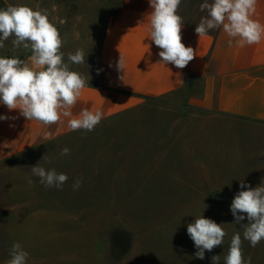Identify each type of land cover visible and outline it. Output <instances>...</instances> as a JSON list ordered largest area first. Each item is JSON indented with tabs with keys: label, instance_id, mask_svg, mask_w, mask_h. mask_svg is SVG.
<instances>
[{
	"label": "rangeland",
	"instance_id": "1",
	"mask_svg": "<svg viewBox=\"0 0 264 264\" xmlns=\"http://www.w3.org/2000/svg\"><path fill=\"white\" fill-rule=\"evenodd\" d=\"M9 1L45 10L51 20L54 8L65 16L66 4L74 0ZM203 2L182 0L178 14L185 24L196 27L207 15L200 10ZM142 114V120L102 125L0 164V264H7L17 242L29 253L27 264H213L212 256L224 264L237 232L244 259L264 264V240L252 247L243 238L246 214L237 224L230 210L241 181L255 187L264 183V171L241 175V126L218 125L238 138L225 141L224 156L213 144L207 148L204 138L195 139L192 154L193 132L204 134L216 126L210 114L164 100L151 102ZM165 144V152L138 154L141 147L164 151ZM65 147L70 152L61 156ZM131 147L136 148L127 154ZM38 163L68 175L62 190L40 184L30 169ZM77 178L83 183L74 191ZM9 211L20 221L14 224ZM200 215L222 224L227 233L203 260L195 257L187 233Z\"/></svg>",
	"mask_w": 264,
	"mask_h": 264
},
{
	"label": "crops",
	"instance_id": "2",
	"mask_svg": "<svg viewBox=\"0 0 264 264\" xmlns=\"http://www.w3.org/2000/svg\"><path fill=\"white\" fill-rule=\"evenodd\" d=\"M9 5H13L9 0H0V9ZM66 10L65 16L60 17L59 9L54 8L55 16L50 21L61 33L66 62L68 53L74 54L77 49L86 54V63L72 64L71 70L90 77L72 109L74 115L85 108L101 110L103 119L96 129L122 120H142L143 111L153 101L194 108L210 114V120H217V127L210 126L204 134L193 132L192 154L198 146L195 139L204 138L207 148L213 144L216 152L224 156L225 141L234 143L238 138L224 134L218 125L241 126L239 142L244 166L241 175L264 171V39L259 44L240 47L222 27L215 36L207 34L199 38L195 30L183 25L182 43L192 47L196 56L185 68L177 69L172 64L161 63L158 55L161 49L150 40L148 0H74L66 4ZM60 19L66 23L60 24ZM253 19L264 24V0H257ZM2 42L0 56L27 61L31 55L30 49H15L12 38ZM120 53L124 57V73L116 68ZM121 75L124 81L119 78ZM0 115L9 117L0 120V164L36 153L54 141L87 132L69 130L66 119L54 125L28 121L19 109L10 111L3 104ZM166 147L165 144L164 151L158 152L141 147L138 154H159ZM7 215L14 224L20 221L15 211Z\"/></svg>",
	"mask_w": 264,
	"mask_h": 264
},
{
	"label": "clouds",
	"instance_id": "3",
	"mask_svg": "<svg viewBox=\"0 0 264 264\" xmlns=\"http://www.w3.org/2000/svg\"><path fill=\"white\" fill-rule=\"evenodd\" d=\"M148 2L151 8L148 14L149 37L161 49L158 53L161 63L172 64L177 69L185 68L196 54L192 47L182 43L181 29L184 22L178 14L182 0ZM256 9L257 0H204L200 4V10L206 11L207 15L201 18L195 33L200 38L206 36L210 30L222 27L240 47L259 44L264 39V24L253 19ZM59 23L64 24L66 21L60 19ZM9 38H12L15 49H30L31 55L27 61L15 56H0V104L10 111L19 109L20 115L28 121L54 125L66 119L67 127L71 131H93L103 119L101 110L91 111L85 108L78 115L72 112L88 86L90 77L71 70V65L85 64V52L77 49L74 54L68 53L66 62L65 53L61 50V33L50 21L48 12L33 10L24 5H9L6 9H0V48L4 47L2 41ZM116 68L121 73L125 71L121 53ZM119 78L124 81V75ZM7 119L9 117L0 115V120ZM69 152L65 147L60 155L66 156ZM44 158L45 155L42 159ZM30 169L32 175L38 177L45 188L62 190L69 180L67 174L57 173L54 168L46 170L39 163ZM27 182L30 186L33 184L30 178ZM82 183V178H77L72 185L73 190H78ZM240 188L242 190L235 195L230 210L237 224L245 220L246 214L248 223L243 225V238L255 247L264 240V183L252 188L241 181ZM187 233L197 249L195 257L201 260L205 258L206 250L211 252L222 245L227 235L222 224L202 215L187 225ZM9 255L7 264H27L29 253L20 243L12 245ZM211 259L213 264H220V256H212ZM224 264H251V258L245 260L243 257L239 232L231 238Z\"/></svg>",
	"mask_w": 264,
	"mask_h": 264
},
{
	"label": "trees",
	"instance_id": "4",
	"mask_svg": "<svg viewBox=\"0 0 264 264\" xmlns=\"http://www.w3.org/2000/svg\"><path fill=\"white\" fill-rule=\"evenodd\" d=\"M210 1H211V0H210ZM183 25L189 27V28L192 29V30H195V28H196V27H194V26H191V25H188V24H185V23H183ZM216 33H217V29H216L215 31H213V32L209 31L208 34L215 36Z\"/></svg>",
	"mask_w": 264,
	"mask_h": 264
}]
</instances>
